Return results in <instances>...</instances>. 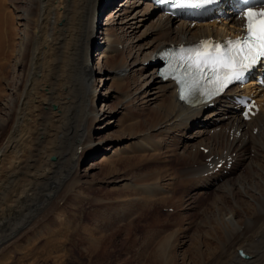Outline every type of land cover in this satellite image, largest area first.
Returning <instances> with one entry per match:
<instances>
[{"label":"bare ground","instance_id":"6f19581e","mask_svg":"<svg viewBox=\"0 0 264 264\" xmlns=\"http://www.w3.org/2000/svg\"><path fill=\"white\" fill-rule=\"evenodd\" d=\"M2 1L0 256L19 238L28 243L43 234L44 217L76 183L90 180L115 190L121 206L179 198L198 211L201 199L210 201V210L201 212L203 228L194 236L179 239L172 226L148 231L151 264H264V110L241 120L230 98L238 86L219 96L212 108L185 104L177 98L174 81L158 74L154 61L171 41L236 33L241 27L236 11L229 7L192 26L185 18L163 16L145 0H22L28 7L18 9L14 2V12L5 11L8 4ZM113 1L115 8L101 22ZM95 51L97 67L91 66ZM246 87L264 103V88L256 78ZM117 94V102H108ZM137 110L151 117L143 120ZM240 127L241 134H235ZM99 149H105L100 158L81 168ZM133 152L141 155L130 157ZM228 153L234 156L232 166L225 162L214 169ZM143 155L145 161L163 155L183 163L163 177L153 168L141 178L132 167ZM177 183L185 188L172 198ZM225 194L239 197L221 210L216 201Z\"/></svg>","mask_w":264,"mask_h":264},{"label":"rangeland","instance_id":"374dc122","mask_svg":"<svg viewBox=\"0 0 264 264\" xmlns=\"http://www.w3.org/2000/svg\"><path fill=\"white\" fill-rule=\"evenodd\" d=\"M5 2L6 0H3L2 4L4 3L3 6L8 4L4 8L5 11L11 9L9 12H14L15 9H13L11 5L14 2H17L16 6L18 9H26L28 7L27 3L22 0H7V2ZM115 6L116 5L114 4L112 7L110 6L103 10L104 12L100 18L101 22L106 21V13L111 10V8H115ZM10 19L13 18L11 17ZM1 25L2 24H0V28ZM99 35L102 34L98 33V36ZM94 53L95 55L93 56L91 66L93 65V67H97L98 53L97 51ZM11 74L12 71H10L9 75ZM101 84L103 85L104 81H102ZM128 84L129 83H127L126 86H128ZM107 85L109 86V82L102 87V90H106L108 87ZM118 98L120 97L117 94L116 98L109 99L108 102H117ZM1 109L2 102L0 100V111ZM139 112L136 113L135 111V113L138 116L140 115L143 120L147 118L145 117L147 115L146 113L142 111ZM144 114L146 115L143 116ZM149 117L147 120H149ZM144 122L145 121H143V124ZM193 128L194 126H192L187 133L193 131L195 129ZM111 129L114 130L115 128L112 127ZM113 141L115 140L111 139L107 141L104 146L113 143ZM104 152L105 149H99L96 154L94 153L95 155L83 160L80 163V167L83 168L87 163H90V161L96 158L99 159ZM138 153L139 152H133L130 157L141 155V153ZM162 156L163 155H160L161 158L158 156L153 158L159 160L156 162L148 159L145 161L144 156L143 161L141 159L138 160L139 162H135V165L133 164L132 168L139 172L141 178L144 174L148 178V175L150 176L153 168H159L161 171L159 170L155 173L162 175L163 177L164 174H169L171 171L173 172V167L180 168L182 166L180 162L181 160H177L175 156H173L175 159L173 157L172 159H166V157ZM163 159H166L167 161ZM88 181L85 183L86 186L83 184L85 181L76 183L74 185L75 187L73 186L67 192L69 195L66 194L61 199L59 207L55 208L56 210L58 209V212L53 210L50 212L51 214L49 213L44 217L45 219L42 223H45L48 220V225L47 229L44 228L43 234L33 237L28 243L24 241V237H21L17 240L18 242L21 241L20 245H17L18 242L8 244L9 246L7 245L6 251L0 256V259L3 260L0 264H151V245L149 243L151 239L149 232H155V229L167 230V228L172 226L174 229L178 230L179 239L185 235L189 237H191V235L194 236L196 232H199V230L203 228L201 212L208 208L210 210V201L207 199H201L198 202L200 206L198 211L195 210V208L192 209L186 207L185 204H183V200L179 198L175 200L169 198V200H163L158 203L142 202L141 204V202H134L121 206L120 202L115 199L117 193L115 192V194H113V191L115 190H112L111 192V190L105 186V183H101L100 181L95 183L90 182V180ZM175 188V193L172 195V198H174V195H177L178 197L181 196L182 190L185 187L177 183ZM105 189L107 190L105 191ZM107 194L110 195L109 198L111 199L108 198ZM211 194L212 191L210 192L209 190L207 197H210ZM227 195L228 194L222 195L221 198L217 199L218 202L216 201V205L221 210L223 207H225L223 209H226L232 206L234 198L237 199L239 197L238 194H235L234 197ZM99 198L101 199L99 200ZM165 203H169V205ZM154 204L156 205L154 206ZM170 205H174L176 210L167 211L164 208H169ZM219 205L221 206L219 207ZM183 206L188 212L186 211L182 214L179 212V209L183 208ZM50 215H53V217ZM56 216L59 217V219ZM52 219L53 221H51ZM39 222V225H41V220ZM198 227L201 228L198 229ZM181 228L183 229L181 230ZM94 247H99L100 251L99 249L96 251V248ZM103 250H105L106 254H101L104 253ZM188 252H190L189 254H192L193 250L189 248Z\"/></svg>","mask_w":264,"mask_h":264},{"label":"snow or ice","instance_id":"6c2138e0","mask_svg":"<svg viewBox=\"0 0 264 264\" xmlns=\"http://www.w3.org/2000/svg\"><path fill=\"white\" fill-rule=\"evenodd\" d=\"M164 2V0H160ZM175 7L200 8L214 0H171ZM246 34L236 40L213 43L203 40L185 49L169 62L165 77L173 75L181 85L180 98L194 91L208 98L222 92L235 80L264 58V10L246 13Z\"/></svg>","mask_w":264,"mask_h":264}]
</instances>
